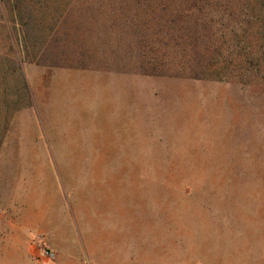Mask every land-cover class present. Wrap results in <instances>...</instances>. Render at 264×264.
Returning a JSON list of instances; mask_svg holds the SVG:
<instances>
[{"label": "rangeland", "instance_id": "obj_1", "mask_svg": "<svg viewBox=\"0 0 264 264\" xmlns=\"http://www.w3.org/2000/svg\"><path fill=\"white\" fill-rule=\"evenodd\" d=\"M0 264H264V0H0Z\"/></svg>", "mask_w": 264, "mask_h": 264}, {"label": "trees", "instance_id": "obj_2", "mask_svg": "<svg viewBox=\"0 0 264 264\" xmlns=\"http://www.w3.org/2000/svg\"><path fill=\"white\" fill-rule=\"evenodd\" d=\"M26 8H27V6H25ZM63 12H64V10H62L61 12H60V16L63 14ZM29 13H31V12H29ZM60 16H58V17H60ZM38 31V30H37ZM44 33H45V30H42ZM39 36V32H38V35H37V37ZM41 38V37H40ZM44 38H45V35H44ZM42 44H43V42H42ZM37 45L39 46V42H37V41H33L32 43H30V47H31V49H35V47H37ZM40 47H41V43H40Z\"/></svg>", "mask_w": 264, "mask_h": 264}, {"label": "built area", "instance_id": "obj_3", "mask_svg": "<svg viewBox=\"0 0 264 264\" xmlns=\"http://www.w3.org/2000/svg\"><path fill=\"white\" fill-rule=\"evenodd\" d=\"M43 255L49 259L53 257L52 253L48 250H43Z\"/></svg>", "mask_w": 264, "mask_h": 264}]
</instances>
